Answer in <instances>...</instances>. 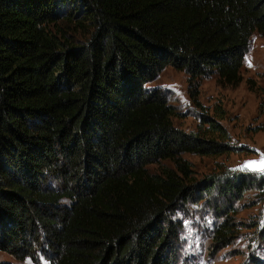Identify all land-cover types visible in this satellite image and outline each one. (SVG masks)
I'll use <instances>...</instances> for the list:
<instances>
[{
  "label": "trees",
  "instance_id": "16d2710c",
  "mask_svg": "<svg viewBox=\"0 0 264 264\" xmlns=\"http://www.w3.org/2000/svg\"><path fill=\"white\" fill-rule=\"evenodd\" d=\"M255 32L264 0H0V251L178 264L176 214L200 194L222 217L213 248L229 246L233 202L264 178H194L183 154L229 152L226 130L209 118L215 136L176 127L146 84L172 66L194 99L211 75L236 85ZM165 160L174 167L149 170Z\"/></svg>",
  "mask_w": 264,
  "mask_h": 264
},
{
  "label": "rangeland",
  "instance_id": "374dc122",
  "mask_svg": "<svg viewBox=\"0 0 264 264\" xmlns=\"http://www.w3.org/2000/svg\"><path fill=\"white\" fill-rule=\"evenodd\" d=\"M84 34L77 32L80 38ZM240 75L236 85L221 82L216 74L200 79L195 99L190 95L188 75L172 66L146 84L147 89H160L166 96L173 107L172 122L176 127L215 136L209 123L201 122L209 118L226 130L229 152L218 156L183 154L197 180L223 173H250L264 178V174L241 170L245 162L264 157V37L258 32L252 36ZM162 166L174 167L165 160L148 168L158 172ZM213 199L200 194L176 214L183 223L177 246L178 264H264V190H247L242 199L233 202L234 239L220 250L212 244L213 232L222 219L212 207ZM0 264L35 263L30 259L16 260L0 251ZM39 264L50 263L41 259Z\"/></svg>",
  "mask_w": 264,
  "mask_h": 264
},
{
  "label": "snow or ice",
  "instance_id": "6c2138e0",
  "mask_svg": "<svg viewBox=\"0 0 264 264\" xmlns=\"http://www.w3.org/2000/svg\"><path fill=\"white\" fill-rule=\"evenodd\" d=\"M249 66H252L250 60H249ZM241 170L255 171L264 174V157H262V159L259 161L245 162V164L241 166Z\"/></svg>",
  "mask_w": 264,
  "mask_h": 264
}]
</instances>
